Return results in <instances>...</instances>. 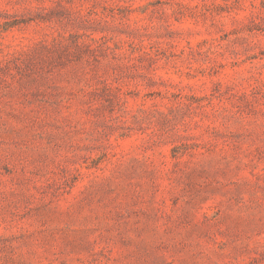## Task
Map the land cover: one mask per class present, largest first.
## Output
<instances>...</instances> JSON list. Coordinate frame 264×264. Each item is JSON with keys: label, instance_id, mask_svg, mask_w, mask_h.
Here are the masks:
<instances>
[{"label": "rangeland", "instance_id": "rangeland-1", "mask_svg": "<svg viewBox=\"0 0 264 264\" xmlns=\"http://www.w3.org/2000/svg\"><path fill=\"white\" fill-rule=\"evenodd\" d=\"M0 264H264V0H0Z\"/></svg>", "mask_w": 264, "mask_h": 264}]
</instances>
